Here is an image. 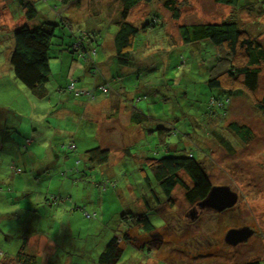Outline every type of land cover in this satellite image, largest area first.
<instances>
[{"label":"rangeland","instance_id":"rangeland-1","mask_svg":"<svg viewBox=\"0 0 264 264\" xmlns=\"http://www.w3.org/2000/svg\"><path fill=\"white\" fill-rule=\"evenodd\" d=\"M32 1L37 11V21L47 19L57 22L55 33L58 36L53 38L55 45L50 48V75L44 85L45 94L42 97H36L29 91L27 93L28 89L24 85L18 81L15 84L13 77L9 78V74H13L8 62L13 43L12 30L25 20L17 0H0V83L3 82L0 87V123L8 114L7 110L2 109L7 107L3 101H11L13 107H22L24 111L20 112L22 118L10 115V121L16 130L10 129L9 134L18 139L20 146L27 138L42 142V147L33 143L25 149L20 147L11 165L21 168V173H13L7 165L2 166L3 169L0 170V181L11 183L15 190L20 189L19 196L10 201L7 199L9 192L0 193V213L14 216L20 214L18 222L14 216L0 219V249L6 251L5 257H0V261L16 258L15 252L22 243V235L29 234L27 251L36 255L35 264H83V260L92 262L96 259L102 240L108 235H120L124 230L122 214L143 209L141 198L146 193L143 192L145 185L141 179L142 171L139 169H144L147 165L146 157L159 158L168 152L165 151L163 143H158L157 125H161L167 130L172 129L165 137L167 147L171 151H192L204 167L211 184L230 186L238 198L233 206L221 211L195 206L194 212L197 213L190 217L186 216V213L193 206L185 200L182 188L177 186L173 190L172 205L166 202L163 194H159L163 196L162 204L158 207L157 203H151L147 192L148 203L155 205V208L150 207L147 215L153 224L158 226L160 236L158 239L153 237V245L157 248L147 244L143 250L129 244L115 264H240L249 260L264 264V117L253 107L254 100H257L264 90V63L260 67L259 87L255 92L242 93L237 91V86L234 88L237 93L230 98L223 122H213L209 117L204 121L202 118L208 107L209 96L216 93L215 89L210 91L207 87V73H204L205 67L212 63V59L204 53V47L181 44L178 33L181 24L220 22L235 15L241 19L242 28H246L252 36H257L264 42V14L254 13L242 7L232 8L215 3L214 0H177L180 17L175 20L170 11L156 3L153 8H157L163 25L139 32L137 39L140 43L131 51V62L127 67L117 70L112 37L116 30L114 22L119 17L118 0L97 1L96 3L101 2L102 5L94 10V15L89 7L83 14V11L63 10L65 3L58 0ZM85 1H82L84 7L96 0ZM147 12L146 5L141 3L131 8L128 20L140 27L147 18ZM60 18L65 20L64 26L58 24ZM81 27L95 34L99 32L96 34L99 36L97 42L82 36L80 40L83 42L84 52L82 48L76 51L60 50L70 41L78 40L77 30ZM72 32L76 34V38ZM61 38L62 46H56ZM84 57L89 60H84ZM121 73L123 77L120 82L118 80L117 85L123 82L126 87L136 90L132 104H154V110L163 114H155L158 116H155L153 123V139L146 141L145 137L143 141V135L140 134L133 139V135L137 134L125 126L128 121L126 112L125 114L118 111L115 113L116 117L102 116L101 121L105 125L99 133L103 138L102 146L108 147L110 154L109 162L101 172L114 179L116 186L102 191L88 182L87 178L73 180L72 174L60 176L62 171L69 168V157L64 159V164L62 155L60 159L49 157L43 144L46 140L41 139V135L51 134L57 127L74 128L68 120L58 117L54 111L60 101H63V107L59 109L60 114L74 109L72 98L75 95L68 94L71 92L63 88L69 79H74L77 88L90 90L99 79H95L91 74ZM85 77L87 83L83 80ZM109 80L108 88H115L116 85ZM232 83L230 80L222 81L226 88H233ZM98 94L97 92L96 95ZM67 97L71 98L65 101ZM105 106H109L107 102ZM109 112L111 111L106 113ZM106 119H109L107 123ZM231 121L246 123L254 133L253 139L249 143H242L237 139L227 129V124ZM113 128L112 132L106 134ZM212 128L227 142L229 148L216 139L215 133L210 132ZM78 131L75 129L76 133ZM88 133L91 132L88 131L87 135ZM87 138L81 143L79 152L85 145H94V141ZM124 143L130 153L123 151L124 153L120 154L119 147ZM143 148L148 150L139 151ZM72 155L71 151L70 157ZM73 161L79 164V161L71 158L72 163ZM44 163L47 166L40 167ZM70 170L67 172L70 173ZM101 172L97 171L99 179ZM36 173L40 175L37 183L33 178ZM181 177L186 184H190L184 174H181ZM39 181L41 184L38 186ZM41 192L49 196L50 193H56L62 197L55 200V209L47 210V201L42 199ZM70 202L76 203L79 208L70 210ZM28 208H33L37 214L29 215ZM89 212L96 216L89 218ZM31 217L33 222H26ZM13 219L18 223V228L9 237L2 235L5 232L11 233V227L15 224L11 226L12 223H8V220ZM245 225L254 230L248 239L235 245L224 241V234L228 229ZM130 233L139 237L140 241L145 238L138 235L134 228ZM79 244L85 247L83 254L79 253L82 252V246ZM148 251L150 252L147 253Z\"/></svg>","mask_w":264,"mask_h":264},{"label":"trees","instance_id":"trees-1","mask_svg":"<svg viewBox=\"0 0 264 264\" xmlns=\"http://www.w3.org/2000/svg\"><path fill=\"white\" fill-rule=\"evenodd\" d=\"M97 1L99 0H96L94 2L92 1L88 6L92 10L93 15L95 14L94 10L102 4L101 2L96 3ZM108 1L110 2V0ZM214 1L215 3L230 6L232 8L242 7L245 9H249L254 13L264 14V0ZM17 2L20 6L22 17L25 22L17 25L12 30L13 43L10 49L8 62L13 74L10 75L14 80L24 85L28 89L27 91H29L32 95L36 97H42L45 94L44 85L48 81L50 75V48L52 45H55V43L53 42V38L58 36L55 33L57 22L47 19L37 21L35 18L37 11L32 0H17ZM45 2H47V0ZM118 3L119 7L117 15L119 17L114 22L116 30L114 31L112 37V45L115 52L114 58L116 61L117 70L120 69V67L128 66L131 62V51H134L135 46H138L140 43V40L137 39L139 32H145L147 29L163 25L160 19V15L156 11L157 8H153L156 3L161 4L164 9L166 8L168 11H170L171 17L173 19L177 20L180 17L177 0H118ZM141 3H144L146 5L148 14L147 18L145 17L146 20L144 21V23L139 27L128 20V15L131 8ZM76 7L80 8L77 12L83 11V14H85L88 10V8H81L80 4ZM63 9L65 8L63 7ZM109 13L111 15V12ZM33 20L35 21L30 24L29 22ZM240 21L241 19H238L234 15L220 22L201 21L181 24L178 27V33L180 37L179 41L181 42V44L196 45L197 47L200 46L201 48L204 47V53L209 55L212 59V63L209 64L208 67H205L203 62L201 63L205 67L204 73H207V87L210 91H212L213 89L216 90L215 94H211L209 96L208 107L203 113L202 120L204 121H206L205 119L209 117L213 122H223V119L226 117L225 114L228 111V106L230 105V98L234 96L235 93H237L234 91V88H236L237 86V91H240L242 93L255 92L259 87L258 81L260 75V67L262 63H264V42L259 40L257 36H252L246 28H242L240 25ZM58 24H63L62 26H64L65 20L60 18ZM78 33V40L70 41L68 45L63 46L62 48H60V50L76 51L82 48V51L84 52L83 42L80 40V37L83 36L84 39L94 42H97V38L99 37L96 36V34H98L99 32L95 34V32H91L83 27L78 28L77 34ZM72 34H74L73 36L76 38V34L73 32ZM61 43H63V39L60 40V43H57L56 46L61 45ZM85 50L87 51V47ZM205 54L203 55V60H205ZM89 56L90 54L87 57ZM87 57H84V60L88 61L89 59H86ZM90 68H92V66L89 67V70ZM91 75L94 76L95 79L99 78L98 81H95V83L94 80H92L94 83L93 89L89 90L77 88L75 85V80L69 79L67 85L65 86V88H63V90L66 89L71 92L68 94L83 96L89 101L98 99L96 95L97 92L99 94H104L107 96L111 92L121 90V94H116L117 96H115V98L117 99V101H119V99H121V101H125L124 105H126V107L129 104L130 121L132 124L141 128L143 135L141 140H143L145 137L146 141L148 139L152 140V135H154L155 129L153 124L155 116L162 114L154 110L155 105L147 104L148 106H146L145 103L137 102L132 104L134 102L133 95L136 90L126 87L123 82L119 84V86L117 85L118 80L119 82L122 80V73L110 74L108 77H101V74ZM0 78H2V76ZM108 80L113 81V83L116 85L115 88H108ZM224 80H230L231 82H233V88L224 87V85L222 84V81ZM2 83H0V87L3 86ZM126 95L129 96L128 99L126 98ZM14 107L15 109L9 108L8 106L6 108H2L7 110L8 114L0 123V125L2 126V130L0 131V170L2 166L7 165V167H9L10 170L16 174V172L21 173L22 170L21 168H14L11 164L20 147L25 149L27 145L31 143L36 144L38 147H42V142H36L35 139L32 141V139L27 138L25 142L21 143L20 146L18 139L9 134L10 129L16 130L15 127H13L14 124H12L11 122L12 118L10 115L12 114L13 117L17 116L22 118L20 112L24 111L22 107L15 105ZM253 107L256 112L264 117V90L262 91L260 97H258L257 100H254ZM113 113L114 112L111 111V114ZM152 114H154V116ZM81 122L84 123V129H81L80 131H78L79 127L76 125L75 127L73 126V129L69 127H67L66 129L57 127L54 129V131H51V134H42L41 139L46 140L43 142L44 147L46 148L45 152L47 153L49 152V150L53 151V153H55V155L57 156L56 158L58 159H60L62 155L63 164L64 159H67L69 157L70 165H68L69 168L67 170L71 169L70 173L65 170L61 172L60 176L64 175V177H66L67 175L70 176V174H72L71 176H73V180L87 178L88 182L92 183L102 191H105L109 187H115L116 181L114 179H111L110 176L103 175L101 172L104 171L105 165H107L109 162V148L102 146L103 138L99 132L97 134L91 132V126L89 122H85L84 120ZM157 126L158 143H163L165 146V151L168 150V152L163 154L159 158L146 157L147 165L144 167V169H142V167L139 169L142 171L141 179L143 181V184L145 185V187L143 188V192L146 193V195L143 194L141 198V206L143 207V209L141 211L137 210L138 212L135 211L123 213L121 218L124 221L125 225L123 226L124 230L122 231V233L120 235H113L111 237L108 235L104 240H102L101 249L99 252H97L96 259H93L92 262L83 260V264H115L119 260L124 248L129 244L135 246V248L138 249H143L147 244L155 246L157 248L156 245H153V237L154 239H158L160 236V234L158 233V226L156 227L147 215L150 207L155 208V205H150L148 203L147 192L151 197V203H157L156 207L162 204L161 197L163 195L166 202L172 205V192L175 187L178 186L182 188L185 200L190 205L193 204V206H195L199 200L205 197L210 187L212 186L204 167L202 166L200 161L195 158L192 151L176 152L177 150L171 151V149L167 147L168 143L166 142L165 137L167 136L168 132L171 133L170 131L172 129L167 130L161 125ZM75 129H77L78 133L75 132ZM227 129L242 143H249L254 137L252 129L246 123L231 121L227 124ZM69 130L71 131V133L65 134ZM88 131L91 132L90 134L88 133L89 137L87 135ZM99 131H101V129H99ZM112 131L113 129L110 131L108 130L106 134ZM210 132L215 133L216 139L218 141L220 140L223 145L228 146L227 142L223 141L221 139V135L217 132H214L213 128ZM87 137L94 141V145L89 147L85 145L82 151L79 152L78 149L80 148L81 143L83 141H86ZM7 147H14L16 150V153L14 152L13 157H11L9 161H6V159H4L1 154L2 152H5L7 150ZM119 148L120 154H122L123 151H128L130 153L129 149L125 146V143L122 145V147ZM227 148H229V146ZM144 150L148 149L143 148V150L139 151ZM71 151L73 152V155L70 157ZM71 158H75V161H79V164L77 165V163H75L74 161L72 163ZM46 166V163L40 165V167ZM94 169H96L98 172H101L102 175L100 179L97 171H93ZM37 171L39 172V169H37ZM181 174H184L189 179L190 184H186L185 180L181 177ZM32 175L33 174H30V176ZM43 176L44 175H42V177ZM33 178L35 180V183H37L40 178L39 173H36ZM40 181L38 183V186L41 184ZM0 183L4 184L0 185V193L4 191L10 193L7 197L8 201L13 200L15 197L19 196L20 189H17L19 191L15 190L12 184L6 181H0ZM41 196L42 199L45 200V202L47 201V203H45V207L47 206V210H53V208L55 209V200L62 198L56 193H50L49 196L46 195L45 192H41ZM70 205V210H74L78 207V205L73 202H70ZM32 209L28 208L29 215L31 213L35 216L37 214V211L35 214V211ZM80 209L84 210L85 208ZM88 215L89 218H92V216H96V214H92V212H89ZM5 216L13 217L14 214L9 215L5 212L0 213V219H3ZM18 217L20 218V214H16L14 216L17 222L19 221ZM31 219L32 217L26 222H33L31 221ZM14 220L15 219L8 220V223H12L11 226L15 224L14 227H11V233L5 232L2 235L9 237L11 234H13L12 232L18 228V223H16ZM129 223L131 224L129 225ZM133 228L138 232V235L140 234L145 238H148H144L142 241H140L139 237H137L136 235H131L130 231ZM29 235H22V243L18 250L15 252L16 258L12 257L8 261L1 260L2 262L0 261V264H35L37 258L36 255L27 251ZM137 241H140V243H137ZM80 246H82V252L79 253L83 254L85 247L83 245ZM149 252L150 251H148L147 253ZM5 255L6 251L0 249V257L3 258L5 257ZM240 264H259V262L257 260H249L244 261Z\"/></svg>","mask_w":264,"mask_h":264},{"label":"crops","instance_id":"crops-1","mask_svg":"<svg viewBox=\"0 0 264 264\" xmlns=\"http://www.w3.org/2000/svg\"><path fill=\"white\" fill-rule=\"evenodd\" d=\"M61 1L63 3H65V5H64L65 9H63V10H68V11L73 10L74 12H76L77 10L80 9V8L76 7L79 4L81 5V8H88V6H89V5H86V3H85L86 6L85 7L83 6L84 5L83 2H86L85 0H61ZM72 2H73V4L70 5V3H72ZM72 6H73V8H72ZM66 8H68V9H66ZM75 15H77V13ZM125 67H127V66H125ZM109 75L110 74H101V77L102 76L108 77ZM9 78H11L10 74H9ZM85 80H86V77L84 78V82L87 83ZM13 83L16 84L17 83L16 80H13ZM27 93H29V92L27 91ZM116 94H121V90L111 92L107 96L104 94H99L97 96L98 99H96L94 101H89L82 96H73L72 99H73L74 103L72 105L74 106V109L68 110L64 114H60L59 109L61 106L63 107V105H62L63 101H60L58 107L55 108L54 111L57 115H59L58 117H63L64 120H68L70 122L71 126L75 127L77 125L79 127L78 130L84 129V123H82L81 121L84 120L85 122H89L90 126H91V132H93L95 134H97L99 132V129H101L105 125V123L103 121H101L102 116L103 117H105V116L116 117L115 116L116 112H118V111L122 112V113L126 112L128 114V121L125 124V126L126 127L128 126V128H131V131H133L135 134H137L135 136L133 135V139L138 137L139 134L142 135L141 128L132 124L130 121V110H129L130 106H129V104L126 107V105H124L125 101H121V99H119V101H117V99L115 98V96H117ZM110 95H111V97H110ZM129 96H130V94H129ZM70 98L71 97H67L64 100L67 101ZM126 98L128 99L129 97L126 96ZM106 102L109 105L107 107L105 106ZM3 103H4V105H7L9 108L15 109V107H13L11 101L10 102L3 101ZM114 103H116V104H114ZM90 109H94L95 111L90 112L89 111ZM101 111H103V112H101ZM107 111H113L114 113L113 114H111V112L106 113ZM108 121H109V119L108 120L106 119L105 122L107 123ZM85 125H87V124H85ZM110 128H111V126H109V129ZM119 128H121V127L119 126ZM113 130H114V128H113ZM69 133H71L70 130L67 131L65 134H69ZM14 152L16 153V150L14 147H7V150L5 152H2L1 154H2L4 159H10L11 157H13ZM47 153H48L49 157H51V158L57 157L55 155V153H53V151H51V150H49V152H47Z\"/></svg>","mask_w":264,"mask_h":264},{"label":"water","instance_id":"water-1","mask_svg":"<svg viewBox=\"0 0 264 264\" xmlns=\"http://www.w3.org/2000/svg\"><path fill=\"white\" fill-rule=\"evenodd\" d=\"M238 195L228 185H212L205 195V197L199 200L195 206L199 208L208 207L215 211H221L225 208L231 207L237 201ZM194 206V207H195ZM194 207L191 208L186 216H194ZM254 230L245 225L239 228H230L224 234V241L227 244L235 245L236 243L243 242L248 239Z\"/></svg>","mask_w":264,"mask_h":264},{"label":"flooded vegetation","instance_id":"flooded-vegetation-1","mask_svg":"<svg viewBox=\"0 0 264 264\" xmlns=\"http://www.w3.org/2000/svg\"><path fill=\"white\" fill-rule=\"evenodd\" d=\"M191 206H193V204H192ZM191 206H190V207H191ZM193 207H194V206H193ZM193 207H192V208H193ZM194 208H195V207H194ZM187 213L189 214V212H187ZM187 213H186V214H187ZM195 213H197V211H196V212H194V214H195Z\"/></svg>","mask_w":264,"mask_h":264}]
</instances>
